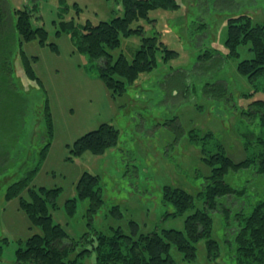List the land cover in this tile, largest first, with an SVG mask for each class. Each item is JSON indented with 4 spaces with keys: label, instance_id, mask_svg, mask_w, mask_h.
I'll list each match as a JSON object with an SVG mask.
<instances>
[{
    "label": "rangeland",
    "instance_id": "rangeland-1",
    "mask_svg": "<svg viewBox=\"0 0 264 264\" xmlns=\"http://www.w3.org/2000/svg\"><path fill=\"white\" fill-rule=\"evenodd\" d=\"M177 2L180 6L176 9H151L148 16L153 20L140 18L131 23V26L141 24L144 34L158 33L164 44L176 54L163 59L162 52L157 51L155 67L142 72L134 85L116 97L119 106L108 120L119 129L118 142L100 154L85 150L72 161L66 160V148L62 142L72 133V124L79 123L78 116L85 112L84 104L78 101V96L83 94L82 87L73 84L68 70L59 69L57 74L62 72V75H54L52 58L39 50L38 44L32 41L22 45L28 55H39L36 73L46 85L47 94L50 90L47 87L51 88L52 83L69 85V88H52V93L60 95L59 102L54 103L57 141L48 150L32 183L35 186H61L57 200L59 207L50 208L52 220L60 223L73 238L85 231L106 233L115 227L134 236L167 228L183 230L185 217L203 206L198 191L209 172L200 162L199 146L190 142L188 136L209 131L212 140L222 143L226 153L238 161L249 153L244 149L243 141L264 135V126L258 124L257 117L241 114L251 110L249 104L252 101L264 100V73L250 79L238 72V62L251 58L253 52L249 45L240 44L237 56H227L224 44L227 18L247 13L253 22L264 21V0ZM2 3L7 7L3 6L4 10L35 5V16L39 18H33L34 23L44 26L49 40H56L60 45L65 38L55 37L54 22L73 20L75 24L82 25L86 20L96 23L122 13L120 0H0ZM139 44L140 36L137 34L122 36L119 46L110 50L112 58L122 53L131 60ZM11 65L15 70L13 90L22 97L28 95L27 114L33 115L40 102V92L34 90L26 78L18 55L15 54ZM217 85L224 86V91H217ZM9 102L0 101V141L4 139L7 142L8 124L12 117L2 110L5 107L9 113ZM23 103L24 100L20 105ZM20 105L17 112H20ZM70 106L75 109L71 114L67 113ZM24 108L13 118L14 126H17V121L21 122V129L15 133L17 137L9 147L8 158L5 162L0 159V168L5 172L0 175V181L9 176L11 180L22 176L38 156L41 124L36 121L37 116L30 124V115L25 116ZM63 115L77 117L68 120ZM1 146L8 149L6 143H1ZM31 155H34L33 161L25 165L23 157L28 159ZM83 171L99 176L98 186L103 197V204L92 216L90 227L86 217L87 199H77L72 214L63 207L66 198L76 195L75 182ZM241 178L245 179V171ZM235 182L240 183L238 180ZM163 185H178L191 191L195 195L194 206L176 216L165 215L171 207L161 201ZM113 206H118L119 215L109 211ZM211 215L212 237L219 243V255L207 259L204 240L200 239L196 242L195 259L192 261L183 259L182 254L171 246L172 264H235L232 244L223 234V219L218 212ZM34 231L36 227L21 210L18 198L5 203L0 190V237L5 235L8 238L3 245L0 264H17V238L27 237ZM86 262L90 264L88 259Z\"/></svg>",
    "mask_w": 264,
    "mask_h": 264
},
{
    "label": "trees",
    "instance_id": "trees-1",
    "mask_svg": "<svg viewBox=\"0 0 264 264\" xmlns=\"http://www.w3.org/2000/svg\"><path fill=\"white\" fill-rule=\"evenodd\" d=\"M120 4L122 13L108 20L96 23L86 20L82 25L75 24L73 20L61 19L54 22V35L69 36L76 52L89 59L85 69L94 70V74L113 98L134 85L142 72L155 67L157 51L162 52L163 59L176 54L175 50L164 44L158 33L144 34L141 24L131 26V23L140 18L153 20L148 16L151 9H176L180 6L177 0H120ZM3 6L6 7L4 3L0 4V39L3 40L0 42V101H10L9 113L5 111V107L2 112L12 118L8 124L9 142L4 139L0 141V144H8V149L1 146L0 159L5 162L8 158L9 147L17 137L15 133L21 129V122L17 121V126H14L13 118L17 113H22L24 106L25 116L30 115L29 123L32 124V118L37 116L36 121L40 122L42 128L41 146L35 161L34 155L28 159L25 158L26 155L23 157L25 165L33 161L32 166L27 167L22 176L15 180H11L9 176L0 181L3 201L6 203L18 198L21 210L32 226L36 227V231L27 237L17 238V264H88L87 259L90 264H172L169 254L171 246L182 254L183 259L192 261L195 259L196 242L200 239L204 240L207 259H213L219 255L220 247L212 237V212H218L223 219V234L232 244L235 264H264V135L244 140V149L249 153L238 161L226 153L222 143L212 140L209 131L188 136L190 142L199 146L200 162L209 172L204 176L198 191L203 206L185 217L183 230L167 228L134 236L115 227L106 233L98 230L85 231L73 238L60 223L53 222L50 208L59 207L57 200L62 191L61 186H35L32 181L50 148L54 120L46 88L33 67L36 56L28 55L22 45L33 41L52 50H57V46L54 41L49 40L48 30L34 23L33 18H39L35 16V5L14 10H4ZM131 34L140 36L139 47L131 60L122 53L113 59L110 50L119 46L122 36ZM224 44L227 56H237L240 44L249 45L253 52L251 58L238 62V72L250 79L264 73V21L253 22L247 13L229 16ZM15 54L18 55L26 78L34 90L40 92V102L33 110V115L27 114L28 95L22 97L13 90L15 70L11 61ZM217 86V91H224V86ZM23 100L22 107L20 104ZM19 105L21 109L17 112ZM249 105L251 110L241 114L257 117L258 124L264 126V100H254ZM4 121L3 118V123ZM118 137V128L110 122H101L96 128L78 136L68 146L66 160L72 161L85 150L100 154L107 147L116 145ZM244 171L245 179L241 178ZM1 174L5 172L0 168ZM236 180L240 183H236ZM98 182V175L83 171L75 182L76 195L66 198L63 203L66 212L72 214L77 199H87L86 217L89 227L92 216L103 204ZM161 201L171 207L165 215L176 216L194 206L195 195L182 186L163 185ZM109 211L114 215L120 214L118 206H113ZM7 242V236L0 237V257L3 245Z\"/></svg>",
    "mask_w": 264,
    "mask_h": 264
},
{
    "label": "crops",
    "instance_id": "crops-1",
    "mask_svg": "<svg viewBox=\"0 0 264 264\" xmlns=\"http://www.w3.org/2000/svg\"><path fill=\"white\" fill-rule=\"evenodd\" d=\"M55 37L65 38L61 45L58 41L55 40L57 50H52L48 46H40L39 44L37 46L39 47V50H41L43 53L49 55L52 58L50 62L53 63L52 73H54V75L57 76L62 75L61 74L62 72H59L57 74L59 69H62L63 71L68 70L74 82L73 84L82 87L83 94H80L78 96V101L79 103H82L85 106V112L81 113L80 116H78L79 123L72 124L70 128L72 133L64 137L65 140L62 142V145H64V147L66 148L64 150V153L67 154L68 146L78 136L89 130L96 128L98 124L101 122H109L108 119L114 113L116 107L119 106V104H117L116 98L110 97L109 91L106 89L102 81L99 78H97V76L94 74V70L88 71L85 69V65L89 64V59L84 55L76 52L75 48L73 47L70 41L69 36L66 34H61ZM34 56H36V60L33 63V67L36 71V65H38V63L40 62V57L39 55H35V54ZM61 86H66L67 88H69L68 84L64 85V84H55V83H52L51 88L47 87L48 90L50 89L48 91V97L50 101L53 120H54V109L56 105L54 103L59 102L60 95L57 93H52V88L54 89L56 87L62 88ZM74 110H75L74 107L70 106L67 108V113L71 114L74 112ZM64 117L65 119L69 120L76 118L77 116H74L73 118H70V116H64ZM56 141H57V132H56V124L54 120L53 141L49 149L52 148V146Z\"/></svg>",
    "mask_w": 264,
    "mask_h": 264
}]
</instances>
